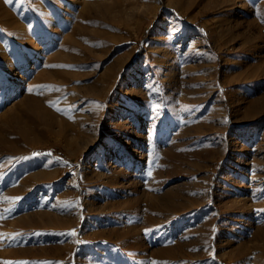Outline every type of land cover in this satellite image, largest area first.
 <instances>
[{
  "label": "rangeland",
  "instance_id": "obj_1",
  "mask_svg": "<svg viewBox=\"0 0 264 264\" xmlns=\"http://www.w3.org/2000/svg\"><path fill=\"white\" fill-rule=\"evenodd\" d=\"M263 228L264 0H0V264H264Z\"/></svg>",
  "mask_w": 264,
  "mask_h": 264
},
{
  "label": "bare ground",
  "instance_id": "obj_2",
  "mask_svg": "<svg viewBox=\"0 0 264 264\" xmlns=\"http://www.w3.org/2000/svg\"><path fill=\"white\" fill-rule=\"evenodd\" d=\"M67 123V122H66ZM65 124V123H64ZM166 197V196H165ZM170 197V196H169ZM259 239H263V241H264V228L263 229H261L260 230V232H259V237H258ZM253 240H255V239H253ZM254 242H257V241H254ZM254 242H252V243H254ZM264 245V244H263ZM262 245V246H263ZM243 247V246H242ZM251 247V246H250ZM245 248V247H244ZM248 247H246L245 248V250L247 249ZM235 249V248H234ZM243 249V248H242ZM168 249H166V251H167ZM248 250V249H247ZM255 250H256V248H255ZM240 251V250H239ZM244 251V250H243ZM250 251V250H249ZM249 251H247V252H249ZM233 252V251H232ZM167 253V252H166ZM168 253H169V251H168ZM235 253V252H234ZM165 254V253H164ZM255 258V257H254ZM232 260V259H231ZM255 260V259H254ZM253 262V261H252Z\"/></svg>",
  "mask_w": 264,
  "mask_h": 264
},
{
  "label": "snow or ice",
  "instance_id": "obj_3",
  "mask_svg": "<svg viewBox=\"0 0 264 264\" xmlns=\"http://www.w3.org/2000/svg\"><path fill=\"white\" fill-rule=\"evenodd\" d=\"M6 2H9V3H11L12 2V0H6ZM73 235H75V232L73 231V233H72ZM0 235H2V234H0ZM9 264H15V262H9ZM24 264H26V262H24ZM153 264H155V262H153Z\"/></svg>",
  "mask_w": 264,
  "mask_h": 264
}]
</instances>
